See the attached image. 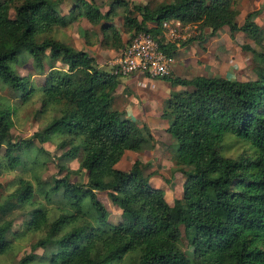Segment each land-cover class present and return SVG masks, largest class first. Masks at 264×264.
<instances>
[{"label":"trees","instance_id":"1","mask_svg":"<svg viewBox=\"0 0 264 264\" xmlns=\"http://www.w3.org/2000/svg\"><path fill=\"white\" fill-rule=\"evenodd\" d=\"M62 1L0 2V85L8 90V99L0 95V176L18 168L32 174V179L19 177L11 191L0 192V256L12 249L13 238L28 232L44 237L19 264L37 262L38 249L50 250L42 258L46 264H264V50L243 47L259 61L256 80L161 79L183 88L170 92L161 114L168 122L166 132L178 142L174 163L185 174L182 197L170 204L164 190L149 183L140 161L128 172L115 168L126 151L154 149L150 131L114 107L121 76L53 36L57 28L83 18L98 27L83 31L87 44L96 37L102 48L121 53L144 33L174 56L179 48L163 44L160 27L165 20L178 19L213 35L227 28L231 35L242 33L262 47L257 13H248L239 25L240 0H170L152 8L113 0L107 11L91 0H73L62 16ZM119 8L122 31L113 25ZM22 52L29 54L27 63L34 73H45L40 87L11 67ZM36 94V113L50 120L30 138L15 140L10 102L27 103ZM227 134L247 143L253 155L224 156ZM34 141L53 143L61 151L51 181L38 176L47 167L49 153ZM31 154L44 156V162L35 163ZM72 162L78 163L77 169L70 168ZM35 165L40 169L35 171ZM73 177L78 179L73 182ZM100 194L121 212L118 222L108 221ZM53 210L58 215L51 220ZM17 221L20 227L13 229ZM181 228L191 257L180 248Z\"/></svg>","mask_w":264,"mask_h":264},{"label":"rangeland","instance_id":"2","mask_svg":"<svg viewBox=\"0 0 264 264\" xmlns=\"http://www.w3.org/2000/svg\"><path fill=\"white\" fill-rule=\"evenodd\" d=\"M3 0H0L2 2ZM95 4L96 8L101 11H107L108 5L113 0H91ZM130 5L139 4L147 5L150 8L161 4L169 2L170 0H126ZM72 8V1H66L64 4L60 5L59 11L61 15L64 16ZM237 9L239 11V16L237 17V23L239 25L243 24V21L248 13L256 12L257 16L255 18L256 24L262 29L264 34V0H240ZM120 13L117 18L113 20V25L119 31H122V10L121 8L117 9ZM11 16L13 17V11H11ZM98 30V27L95 28ZM87 30L88 32L94 30L92 26L83 18H78V20L72 25L65 28H57L53 33L55 38L63 40L68 44L72 45L76 49L86 50V44L84 42V36L82 35L83 31ZM200 34L196 38L191 39L190 42H187L183 47L186 50L184 59L182 61L177 60L175 56L174 65L172 67L170 77L174 75L175 65L178 64V67L181 70H186L189 75V78L193 77L194 74L201 75L206 74L205 76L209 77H225L227 79L238 80V81H247V80H256L260 72V64L257 59L247 50L243 49L244 46H249L252 49H255L258 52H263L264 50V39L262 42V47L256 45L252 40L247 38L242 33H235L231 35L227 28H223L216 34H212L209 29H199ZM127 40V36L124 37ZM92 41L95 39L92 37ZM87 48L89 53L94 56L97 53L103 51V49H93L94 47ZM106 51V50H104ZM110 55L107 56L108 62L104 65L113 69L114 61L119 57L120 53H116L113 50L109 52ZM30 59V56L26 52H22L18 57L17 61L11 65L12 68H17L18 72L22 76H29L32 83L35 85H40L43 83L44 79L43 74H36L32 70L30 64H27V60ZM105 59V61H106ZM188 60L193 62L187 63ZM195 61V62H194ZM26 62V64H22ZM198 62V63H197ZM20 64H22L20 66ZM19 65V67H17ZM193 69L197 73H193ZM192 71V72H191ZM185 73V72H184ZM146 75L141 74H131L125 77H121L120 82L124 88V95L117 98L114 103L115 109H125L126 104L132 105L135 114L137 110L141 112L146 107H148L147 100L155 101L159 98V106L163 109V103L168 97H165L162 93L157 92L155 94L154 85H145L144 79ZM155 81H160L158 78H151ZM157 85V84H156ZM122 87V86H121ZM0 95L4 99H8V90L3 88L0 85ZM147 95V96H146ZM169 96V95H168ZM147 98V99H146ZM166 98V99H165ZM32 101L28 104H21L22 102L15 101L10 102L13 104L14 116H13V128L11 134L13 139H28L33 133L38 130H41L50 120L49 116H41L36 112L39 111V95L32 97ZM165 99V100H164ZM148 100V101H149ZM143 113V112H142ZM155 117H157L155 115ZM139 124L143 122L138 121ZM145 123V122H144ZM150 122V127H152ZM142 127V125H139ZM153 128V127H152ZM157 129V128H156ZM155 129V130H156ZM154 139V149L148 150L146 153L141 155H136L133 152H126V156L123 157L118 168L121 170L129 169L134 161H140L143 163V172L145 176H150L149 183L153 185L160 184L162 190L166 194V198L169 203H172L175 199L181 197L182 186L185 180V174H182L180 168L178 169L174 165V158L178 154V142L172 138L169 134H166L164 128H158L156 133L153 136ZM225 142L222 148V154L227 157L238 158L240 156H252L253 151L250 146L238 140L235 136L231 134L225 135ZM34 143L41 147L44 151L49 153L46 158L48 161L47 167L45 170L38 173V176H41L44 180L51 181L55 178L58 170L56 168V162L58 157L61 155V151L56 149L54 144H39L34 141ZM0 152V156H1ZM31 160L35 163L37 161L44 162V156H40L39 159L32 157ZM78 167L77 162L70 163V168L75 170ZM40 168L34 166V170L37 171ZM187 171L190 168H185ZM19 177H27L32 179V174L30 172H25L22 168H18L15 172L6 173L0 176V192H3V189H6L7 192L11 191L14 188V183ZM78 178L73 177L72 181L75 182ZM151 183V184H152ZM99 199L103 202L109 212L110 223H116L120 220L121 212L113 205H111L109 199L104 195L100 194ZM90 206L88 201H85V206ZM58 214L56 211L50 213L51 220L54 219ZM19 213H17V216ZM15 217V218H16ZM16 220V219H15ZM20 221L16 222L13 229H19ZM44 237L43 233H25L21 238L12 240V249L3 256H0V264H19V261L30 255L31 245L34 244L38 239ZM180 248L185 252L188 257L192 256V249L189 247L187 240L184 237L183 228H181V239H180ZM50 250L43 251L38 249L34 252L39 258L34 264H46L42 258H45L46 255H49ZM126 264H129L128 262Z\"/></svg>","mask_w":264,"mask_h":264},{"label":"built area","instance_id":"3","mask_svg":"<svg viewBox=\"0 0 264 264\" xmlns=\"http://www.w3.org/2000/svg\"><path fill=\"white\" fill-rule=\"evenodd\" d=\"M163 44H181L191 41L200 34L198 24H184L178 19H168L161 23ZM174 65L173 56L164 53L158 41L150 34L135 36L113 63V74L125 77L131 74L146 75L162 79L170 76Z\"/></svg>","mask_w":264,"mask_h":264},{"label":"crops","instance_id":"4","mask_svg":"<svg viewBox=\"0 0 264 264\" xmlns=\"http://www.w3.org/2000/svg\"><path fill=\"white\" fill-rule=\"evenodd\" d=\"M66 1H72V5H73V0H64V1H62V3H60V5H62V4H64ZM60 5L58 6V8L60 7ZM71 9V8H70ZM61 13V12H60ZM65 15H67V13L65 14ZM64 15V16H65ZM87 21V20H86ZM88 22V21H87ZM75 23V22H74ZM89 23V22H88ZM72 25V24H71ZM70 26V25H69ZM92 28H94V30H92V31H90V32H95V31H97V29H95V28H97V27H93L92 26ZM84 31H87V30H84ZM94 39H95V41H92V40H89L88 42H90L89 44H87V42H86V39H84V42H85V44H86V50L85 49H83L84 51H86V52H88L89 53V50L87 49V48H90V49H92L91 47H94L93 49H96V48H99V49H103V51L102 52H100V53H97V54H95L93 57L96 59V63H97V65L100 67V68H102V69H105V70H107V71H110L111 70V68H109V67H107L106 65H104V64H106L107 62H108V60L106 59L107 58V56H109L110 55V53L109 52H111L112 50H108V49H104V48H102L101 46H100V44H98V43H96V40H97V38L96 37H94ZM104 50H106V51H104ZM183 50H186L185 48H180V49H178V51L176 52V56H175V59H176V63H177V60H178V62L179 61H182L183 59H184V55H185V52L186 51H183ZM89 55L90 56H92L90 53H89ZM105 59H106V61H105ZM193 61L192 60H188L187 61V63H192ZM195 62V61H194ZM198 63V62H197ZM28 64V63H27ZM30 64V63H29ZM30 66H31V64H30ZM175 71H174V75L172 76V77H178V78H181V79H190L189 78V75H187L188 73L186 72V70H181L179 67H178V64H176L175 66ZM32 68V67H31ZM33 70V69H32ZM185 72V73H184ZM192 72V71H191ZM193 73H197V71L196 70H194L193 69ZM206 74H201V75H197V74H194V76L193 77H195V76H205ZM192 77V78H193ZM43 79L45 80V75L43 76ZM142 80L144 81V84L147 86H149V85H154L155 86V90L154 91H152V92H154L155 94H158L157 92H164V93H162L163 95H165V97H169L168 95L170 94V92H172V91H180V90H183V88H181V87H172L171 86V84L169 83V82H167V81H165V80H160V81H155V80H153V79H151V78H149V77H145L144 79L142 78ZM122 82V81H121ZM43 83H44V81H43ZM42 83V84H43ZM42 84H40V85H35L36 87H40ZM157 84V85H156ZM122 86V87H121ZM124 88H123V85H122V83L118 86V88H117V90H116V93L114 94V101H113V104L115 103V100H117V98H121L120 96H122V94L124 95ZM147 96V95H146ZM147 99V98H146ZM166 99V98H165ZM164 99V100H165ZM33 99L31 98V100L29 101V102H27V103H21V104H23V105H25V104H28V103H30L31 101H32ZM149 100V99H148ZM147 100V103H148V107H146L145 109H144V111L142 110L141 112H139L138 110H137V112L134 114L133 113V111H134V109L133 108H136V107H133L132 105H129V104H126V108L123 110V109H118V111H120L123 115H124V117L125 118H127V119H130V120H133L134 122H136L137 123V125L139 124V122L138 121H141V122H143L142 124H139V125H142V127L143 126H145L149 131H150V133H151V135L152 136H154V134L156 133V130H158V128H164V131H165V133L166 134H168L167 132H166V129L168 128V122L166 121V120H163L162 118H161V114H162V108H161V106H159V98H157V100H155V101H148ZM15 101H19V102H22L20 99H17V100H15ZM15 101H13V102H15ZM163 105H164V103H163ZM143 112V113H142ZM155 115L157 116V117H155ZM145 122V123H144ZM150 122H153L152 123V127H150ZM157 128V129H156ZM156 129V130H155ZM47 144V143H46ZM48 144H53V143H48ZM55 145V144H54ZM56 147V146H55ZM57 149V148H56ZM126 152H130V151H126ZM126 152L123 154V156H122V158H121V160L117 163V165L115 166V168H117L118 170H121V169H119L118 168V166H119V164H120V162L122 161V159H123V157L124 156H126L125 154H126ZM146 152H148V151H145V152H143V154L144 153H146ZM134 153V152H133ZM136 155H141L142 153H139V154H137V153H135ZM136 161V160H135ZM134 161V162H135ZM174 165H175V163H174ZM132 167V166H131ZM131 167L129 168V169H127V170H121V171H124V172H128L130 169H131ZM175 167H177L176 165H175ZM178 169H179V167H177ZM77 169V168H76ZM181 169H185V168H181ZM184 171H187V169L186 170H184ZM183 174V173H182ZM150 180H152V179H150ZM185 181V180H184ZM151 183H152V181H151ZM150 183V184H151ZM153 187H155V188H160V189H163L162 188V186L160 185V184H157V186L156 185H153V183L151 184ZM165 190V189H164ZM166 191V190H165ZM181 197H182V192H181ZM180 197V198H181ZM180 198H177V199H180ZM176 200V199H175ZM173 203V202H172ZM172 203H170V204H172Z\"/></svg>","mask_w":264,"mask_h":264}]
</instances>
